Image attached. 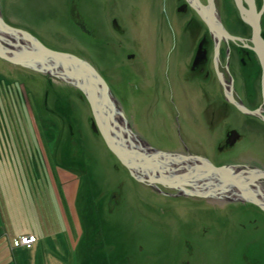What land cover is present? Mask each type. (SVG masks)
Returning a JSON list of instances; mask_svg holds the SVG:
<instances>
[{
  "label": "rangeland",
  "instance_id": "rangeland-1",
  "mask_svg": "<svg viewBox=\"0 0 264 264\" xmlns=\"http://www.w3.org/2000/svg\"><path fill=\"white\" fill-rule=\"evenodd\" d=\"M144 3L148 0H0V13L5 24L59 56L88 62L117 100L118 113L131 103H148L151 123L162 131L154 119L166 104L162 99L157 104V88L163 99L170 93L157 85L155 71L131 63L138 54L128 58L143 52L154 32V24L143 23L138 6ZM115 16L124 30L113 26ZM174 34L181 38L178 28ZM158 43L166 46L151 48L165 53L167 43ZM0 46L12 58L0 56V264H264V218L257 214L251 225L243 208L220 200L230 195L227 185L201 207L194 206V194L167 197L138 187L145 182L132 177L92 129L87 97L75 84L80 74H69L72 65L62 64L63 56L29 61L21 56L26 46L33 51L26 41L1 30ZM79 77L83 81L82 73ZM224 92L232 102L231 91ZM113 117L135 141L131 120L115 112ZM241 119L233 116L235 123ZM147 138V146H168L153 134ZM241 144L250 147L239 160L264 168V131L255 128ZM223 167L240 175L253 170ZM172 171L178 178L170 183L178 186L195 179ZM179 197L190 201L177 203Z\"/></svg>",
  "mask_w": 264,
  "mask_h": 264
},
{
  "label": "flooded vegetation",
  "instance_id": "flooded-vegetation-1",
  "mask_svg": "<svg viewBox=\"0 0 264 264\" xmlns=\"http://www.w3.org/2000/svg\"><path fill=\"white\" fill-rule=\"evenodd\" d=\"M242 4L246 9L250 8L245 0H242ZM263 5L264 0H254L256 11L262 10ZM138 8L144 15L143 23L154 24V32L147 37L148 46H143L151 51L147 52L145 48L143 52L130 53L128 58H134L138 54L141 58L137 61L132 60L131 63H139V67L149 72L155 71L157 85L162 89L163 84L167 82L170 94L169 99H163L157 88L156 96L159 98L157 104L160 106L162 100L166 104L164 109L157 108L158 113L154 119L161 125L162 131H156V127L151 123L152 114L148 103H131L128 108L123 109L126 118L131 120L130 126L136 136L147 140L148 134H156L166 140H172L175 144L167 142L168 146L162 149L175 154L177 160L165 165L178 168V171L189 172L197 166H202L197 156L209 160L214 165H234L235 169L248 167L264 169L261 165L239 160L240 152L250 147L249 144H241V140L253 133L257 127L264 131L263 119L259 115L240 113L233 102L226 99L224 87L219 80L220 76L224 77L228 84L226 90L231 91L235 101L250 109L260 106L261 66L258 57L249 48L252 46V28L241 19L235 0H148V3L140 4ZM113 18V26L124 30L118 16ZM209 24L225 29L232 37L212 34ZM260 25L264 39V8ZM174 28H178L181 34L179 40L174 34ZM158 40L167 43V51L165 53L159 51L156 55L158 45H165L159 44ZM189 51L194 52L189 56L186 54ZM131 69L133 67H130ZM173 76L177 79L174 80ZM141 90L149 93L152 88H141ZM178 108L184 110L177 113L181 117V123L179 127H174L178 121L171 120L166 111ZM260 112L264 115L263 109ZM185 114L196 116L198 122L187 123L184 119ZM236 114L242 118L238 123L233 121V116ZM203 130L207 135H204ZM173 168L169 170L173 172ZM140 175L145 176L139 172L138 176ZM207 177L209 179H205ZM201 178L183 180L181 186H178V182H175L176 185L175 183H139V185L144 184L140 188L148 192L155 193L156 190L161 194L164 192L167 197L194 194L191 196L195 198L191 199L197 200L199 195H205L206 198L214 197L215 194L222 195L226 191L221 189V185L227 183L224 185L229 187L230 190L227 192L230 195L218 197H222L220 200L227 201L226 205L243 208L242 214L251 225H255L257 214L264 218V210L249 200V196H255L264 204V180L254 184V181L224 180L215 174ZM233 183H251L245 189L242 188L247 194L244 198L240 197V191ZM179 199L183 200L177 203L188 204L190 201L188 197H179ZM228 199H235V204Z\"/></svg>",
  "mask_w": 264,
  "mask_h": 264
},
{
  "label": "water",
  "instance_id": "water-1",
  "mask_svg": "<svg viewBox=\"0 0 264 264\" xmlns=\"http://www.w3.org/2000/svg\"><path fill=\"white\" fill-rule=\"evenodd\" d=\"M235 2H236V5L238 6L242 19L246 23H248L252 28V37L255 39L253 42L255 44V51L257 52L259 59H260V63H261V69H262L261 91H262V98L264 100V40L260 34V21H259L260 12L256 11L254 4L251 5L252 7L250 6L249 9H246L243 6H240L241 3L239 0H235ZM217 29H219V27H215L216 33L219 34ZM0 30L4 31L5 33H11L12 35L22 37L24 41H26V43L31 48L33 47L35 49L33 51H29L27 54L21 53V56L29 58V61L39 62L45 57L60 58L63 56L62 64L64 63V65H66L69 63L71 65L73 64L80 65L81 67L80 69H77L76 72H73V73L71 72L72 70H70L71 73L69 74L74 77L75 75L77 74L81 75L82 73V78H83V81L81 80L82 83L79 82V79H80L79 77L80 75H79V76H76L77 82L75 84L85 93L88 99V103L92 109V112L98 115V118L105 117V116H108V117L111 116L109 120L110 122L111 120L115 119L113 117L114 112L117 113L118 115L121 113V112L118 113L116 111L117 110L116 108L110 107L112 104V101H111L112 99L109 95V90L106 85V82L101 76H99V74L86 61L81 60L72 55H68V54L67 55L63 54L62 56H59L61 54H59L58 52L51 51L50 49L43 46L42 44H39V42L35 38L31 37V35L27 33L26 31L20 28L12 27L9 24H5L4 21L1 19V13H0ZM219 30L223 32L225 31L223 34L226 36L231 35L223 28H220ZM7 51L8 50L4 51V49L1 48L0 46V56L12 61V58L7 55L6 53ZM14 62H17V61H14ZM86 74H88V76H86ZM96 84H100L102 86L103 92L101 94V97L98 96V91L95 89ZM104 96H107V97H104ZM244 111L251 112L246 109H244ZM253 112L254 114H257L263 118V115L259 113V110L253 111ZM121 115L123 116L122 113ZM123 128H124L123 123H120V131L115 136L114 135L115 129L111 130L109 123L108 125L100 124V130H101L100 132H102L104 135L103 138L106 142V146H108L111 152H113L116 155V157L120 161H122V163L129 169V172L134 178L138 180H143L144 177H147V180L149 181H155V180L159 182L169 181V183L172 180H175L176 178H178V176L176 175L177 173L170 174L169 176L164 175L163 169L159 167V165H162L166 169L172 167L171 165H165V164H169V163H172L174 160H177L175 154L173 153L169 154L170 152L168 153L164 152L160 154L158 151L156 152L152 151L153 154H150L151 156H148V157H145V155L141 153H138L135 155L133 150L129 149L128 146L124 143L125 139H123L124 135L122 134ZM135 141L137 143H141L140 139H138L137 137H135ZM172 155H175V158H172L171 157ZM133 158H135L138 162H140L142 159H145V162L149 161L151 162V164L149 165V167L140 166L136 162H132ZM201 163H202V166H197L193 171L188 172L187 170L186 172H182V173H184L186 176L188 175L190 177H195V178H201L207 175L215 174L219 176L221 179L232 180V181L239 180V181L259 182L261 180H264V170L254 169V170H250L247 175H240V172L231 174L229 169L226 167H214L212 165H209L205 161ZM155 168H159L160 170L156 172L155 170H153ZM161 171L162 173H160ZM139 172L143 173L145 176L140 175L139 177L138 176ZM224 184H227V183H224ZM224 184H222L221 186H224ZM249 184L251 183H233V185H235L236 188L238 187L241 190L242 188L245 189V187L248 186ZM254 184H257V183H254ZM245 195L247 194L243 191V196ZM249 200L259 205L264 210V204L260 200H258L255 196L253 197L249 196Z\"/></svg>",
  "mask_w": 264,
  "mask_h": 264
},
{
  "label": "bare ground",
  "instance_id": "bare-ground-1",
  "mask_svg": "<svg viewBox=\"0 0 264 264\" xmlns=\"http://www.w3.org/2000/svg\"><path fill=\"white\" fill-rule=\"evenodd\" d=\"M240 1V6H243L244 8H246L243 4H242V0H239ZM247 3H248V5L249 6H251V5H253L254 4V0H245ZM236 3V2H235ZM252 7V6H251ZM263 8H264V5L262 6V10H260V11H257V12H260V16H259V21L261 20V14H262V12H263ZM257 9V8H256ZM212 11H214V12H216L215 11V9H212ZM219 25H220V23H219ZM209 26H210V30L212 31L211 33L212 34H214V33H216V30H215V27H218V26H215L214 24H209ZM219 29H220V27H219ZM219 29H217V31L219 32V34L220 35H224L223 33L225 32H223V31H220ZM217 34V33H216ZM219 34H217V35H219ZM260 34H261V25H260ZM226 36V35H225ZM229 36H231L232 37V35H229ZM229 36H226L227 38H230ZM262 36V35H261ZM263 38V37H262ZM254 38L252 37V46H248V45H246V46H248L255 54H256V56L258 57V60H259V63H260V59H259V56H258V54H257V52L255 51V44L253 43L254 42ZM264 40V39H263ZM23 51L21 52V53H24V54H27L29 51H30V48L28 47V46H26V48H23L22 49ZM31 50H35L33 47L31 48ZM182 51H183V49H182ZM194 51H189V52H186V54L187 55H191L192 53H193ZM185 55V54H184ZM186 56V55H185ZM88 63V62H87ZM160 63H158V65H159ZM260 66H261V63H260ZM81 67H80V65H78V64H73L72 65V73L73 72H76V70L77 69H80ZM45 75H49V74H47V73H45ZM86 76H88V74H86ZM221 78H224L223 76H220ZM220 77H219V80H220ZM162 81H164V79H162ZM230 82H231V80H230ZM220 83L223 85L224 84V82L223 81H221L220 80ZM79 88V87H78ZM80 89V88H79ZM95 89L98 91V96L99 97H101V94H102V92H103V89H102V86L100 85V84H96L95 85ZM162 89H163V91H165V94H169V87H168V84H167V82L166 83H164L163 84V87H162ZM225 89V91H226V87L224 88ZM82 95H83V93H82V90H81V92H80ZM260 93H261V104H260V106H262V108L259 106V107H256V108H254V109H250V108H248V107H246V106H244L243 104H241V103H239V102H237V101H235V100H233L232 102H233V104L237 107V109L239 110V112L241 113V112H245L244 111V109H246V110H253V111H257L258 109L259 110H261V109H263L264 110V100H263V98H262V91H261V87H260ZM110 95V97H111V101H112V104H111V106L110 107H112V108H118L119 106H118V103H117V100L113 97V95H111V94H109ZM104 97H107V96H104ZM87 99V98H86ZM88 100V99H87ZM89 108H90V111H91V113H92V115H91V119H90V125H91V127H92V129L95 131V132H97V133H99L100 135H101V137L103 138V133L102 132H100L101 130H100V124H104V125H108V123H109V125H110V128H111V130L112 129H115V132H114V135L116 136L117 135V133L120 131V123H119V121L118 120H116V119H113V120H111L110 122H109V120H110V118H111V116H105V117H99L98 118V115H96V114H94L93 112H92V109H91V107H90V105H89ZM183 110H184V108H178V109H174V110H171V109H169V111H166V113H167V115H168V117L169 118H171V120H173V121H178V122H176L175 123V125H174V127H179V124L181 123L180 122V120H181V117H179V115L177 114L178 112L179 113H181V112H183ZM122 111V114H123V117L124 118H126V115L124 114V112H123V110H121ZM119 115H121V113L119 114ZM184 119H186V122L187 123H189V124H196L197 122H198V118L196 117V116H191V115H184ZM263 121H264V115H263ZM203 133H204V135H207V132L205 131V130H203ZM113 134V133H112ZM114 135H113V137H114ZM154 136H156V137H158L162 142L165 140L166 142H168V143H171L172 142V140H166V139H164L163 137H161V136H158V135H156V134H153ZM138 139H140V141H141V143H137L136 141H134V138H132V137H130V136H127V137H125V136H123V139H125V144L128 146V148L129 149H131V150H133V152H134V154L136 155V154H138V153H141V154H143V155H145V157H148V156H151L150 154H153V152L152 151H154V152H156V151H158L160 154H162V153H164V151L165 150H163V149H159V148H165V146L164 145H161V147H158L157 145H155V146H151V145H148L147 146V140H145V139H142V138H140V137H137ZM173 144H175L174 142H172ZM241 145V144H240ZM107 148H108V150H110V148L107 146ZM111 151V150H110ZM112 154H113V152H111ZM168 153V152H167ZM169 154H172L171 152L169 153ZM180 155H184V154H180ZM172 158H175V155H172L171 156ZM184 157H186V156H184ZM197 158L198 159H200V161L201 162H203V161H205V162H207L209 165H212V166H214V167H223V165H214L213 163H211L209 160H203L201 157H199V156H197ZM119 162H122V161H120V160H118ZM132 162H136L138 165H140V166H148L149 167V165L151 164V162H145V159H142L140 162H138L135 158H133V161ZM124 166V165H123ZM125 167V166H124ZM159 167L161 168V169H163V174L164 175H170V171H168L169 169H172L173 167H170V168H164L162 165H159ZM127 171H129V169H127V168H125ZM153 170H155L156 172H158V170H160L159 168H155V169H153ZM173 170H174V168H173ZM254 170V169H253ZM189 172H191V171H189ZM160 173H162V171L160 172ZM131 175V174H130ZM132 176V175H131ZM133 177V176H132ZM210 178H212V177H210ZM145 179H147V177H144V179H143V181L145 182V183H156V182H153V181H149V180H145ZM153 179V178H152ZM205 179H209V177H207V178H205ZM140 181V180H139ZM144 186V184L142 185H139L138 187H143ZM237 189L240 191V197L241 198H244V196H243V191L240 189V188H238L237 187ZM200 197L193 203L194 204V206H198V205H200L201 203H207L209 200H210V198H206L205 197V195H199ZM213 197V196H212ZM213 198H216V197H213ZM228 200H230L231 201V203L232 204H235V199H228Z\"/></svg>",
  "mask_w": 264,
  "mask_h": 264
}]
</instances>
